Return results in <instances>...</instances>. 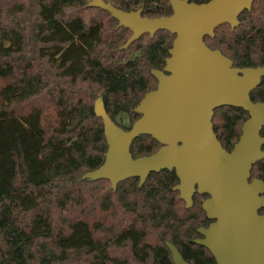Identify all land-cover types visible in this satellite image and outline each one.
<instances>
[{
  "label": "trees",
  "instance_id": "16d2710c",
  "mask_svg": "<svg viewBox=\"0 0 264 264\" xmlns=\"http://www.w3.org/2000/svg\"><path fill=\"white\" fill-rule=\"evenodd\" d=\"M103 1L149 19L173 14L168 0ZM90 2L0 0V264H174L167 243L189 264H216L194 242L210 223L202 209L208 196L195 194L186 210L173 191L175 171L153 173L141 187L129 179L116 191L107 180H82L108 150L96 101L129 131L140 118L135 109L157 88L152 71L164 69L175 39L166 31L147 34L121 50L131 31ZM239 21L235 30L224 25L205 37L206 45L234 67H264V0ZM250 99L264 103V77ZM248 118L241 108L215 110L214 132L228 152ZM63 144L69 150L57 152ZM160 148L144 135L130 152L138 159ZM251 176L264 182V160Z\"/></svg>",
  "mask_w": 264,
  "mask_h": 264
},
{
  "label": "water",
  "instance_id": "95a60500",
  "mask_svg": "<svg viewBox=\"0 0 264 264\" xmlns=\"http://www.w3.org/2000/svg\"><path fill=\"white\" fill-rule=\"evenodd\" d=\"M257 0H211L205 4L168 0L173 14L149 19L142 10L124 12L103 0H91L90 8L101 9L118 21V27L132 36L121 50H127L144 35L154 37L166 31L175 36L162 71L153 70L157 88L147 93L135 109L140 118L129 131L117 126L101 101L95 115L103 120L108 150L104 163L83 175L82 180H107L116 191L129 179L141 187L153 173L175 171L186 210L193 207L195 194L207 195L202 209L208 228L195 244L206 248L216 264H264V182L251 179L253 167L264 160V103H254L250 94L264 77V67L237 68L218 50L210 49L205 37L213 38L224 25L240 26L239 17ZM241 108L249 118L232 151L218 140L214 128L215 110ZM148 135L161 148L153 155L133 159L135 139ZM167 247L174 264H189L171 243Z\"/></svg>",
  "mask_w": 264,
  "mask_h": 264
},
{
  "label": "rangeland",
  "instance_id": "374dc122",
  "mask_svg": "<svg viewBox=\"0 0 264 264\" xmlns=\"http://www.w3.org/2000/svg\"><path fill=\"white\" fill-rule=\"evenodd\" d=\"M64 129L63 128H61L60 129V131L62 132ZM69 146H67V144H63V145H59L57 148H56V151L57 152H64V151H66V150H69Z\"/></svg>",
  "mask_w": 264,
  "mask_h": 264
},
{
  "label": "flooded vegetation",
  "instance_id": "af4514ba",
  "mask_svg": "<svg viewBox=\"0 0 264 264\" xmlns=\"http://www.w3.org/2000/svg\"><path fill=\"white\" fill-rule=\"evenodd\" d=\"M262 136V135H261ZM263 137V136H262ZM234 147V146H233ZM264 151V150H263ZM259 214H260V212H259ZM260 215H262V214H260ZM213 221H211L210 220V223L206 226V227H204V228H208L210 225H211V223H212ZM200 235V234H199ZM203 238V236L201 237V238H199V239H202ZM199 239H197V240H199ZM196 241V240H195ZM194 241V242H195ZM171 253V252H170ZM181 254V253H180ZM172 255V254H171Z\"/></svg>",
  "mask_w": 264,
  "mask_h": 264
}]
</instances>
